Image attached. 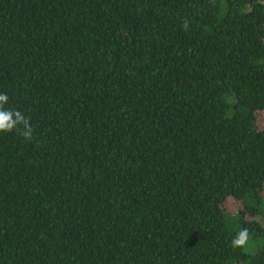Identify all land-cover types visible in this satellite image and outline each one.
Instances as JSON below:
<instances>
[{
    "label": "trees",
    "instance_id": "16d2710c",
    "mask_svg": "<svg viewBox=\"0 0 264 264\" xmlns=\"http://www.w3.org/2000/svg\"><path fill=\"white\" fill-rule=\"evenodd\" d=\"M0 93V264H264V0H0Z\"/></svg>",
    "mask_w": 264,
    "mask_h": 264
},
{
    "label": "clouds",
    "instance_id": "9594fccd",
    "mask_svg": "<svg viewBox=\"0 0 264 264\" xmlns=\"http://www.w3.org/2000/svg\"><path fill=\"white\" fill-rule=\"evenodd\" d=\"M188 21L184 22L183 27L187 30ZM9 97L5 93H0V133H9L13 130L19 132L26 141L33 138V128L30 118L18 109L6 108ZM250 233L248 228H243L232 238L233 248H244L249 242Z\"/></svg>",
    "mask_w": 264,
    "mask_h": 264
}]
</instances>
